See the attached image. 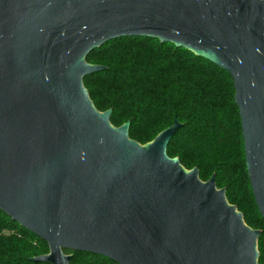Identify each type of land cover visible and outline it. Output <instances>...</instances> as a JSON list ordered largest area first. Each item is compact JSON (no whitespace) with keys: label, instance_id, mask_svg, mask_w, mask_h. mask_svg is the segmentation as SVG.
Returning <instances> with one entry per match:
<instances>
[{"label":"water","instance_id":"1","mask_svg":"<svg viewBox=\"0 0 264 264\" xmlns=\"http://www.w3.org/2000/svg\"><path fill=\"white\" fill-rule=\"evenodd\" d=\"M123 36L184 47L234 82L253 194L264 218V0H0V209L65 250L119 264H259L261 230L198 167L111 122L84 77L88 54Z\"/></svg>","mask_w":264,"mask_h":264},{"label":"trees","instance_id":"2","mask_svg":"<svg viewBox=\"0 0 264 264\" xmlns=\"http://www.w3.org/2000/svg\"><path fill=\"white\" fill-rule=\"evenodd\" d=\"M87 61L105 66L84 77L90 98L100 111L112 110L114 126L130 121V138L144 144L176 117L183 123L168 154L188 169L198 167L204 181L216 174L228 201L250 227L261 230L259 264H264V218L247 170L231 75L184 47L145 36L112 39L91 51ZM48 251L45 240L0 209V264H50L31 259ZM80 260L74 255L71 264H84Z\"/></svg>","mask_w":264,"mask_h":264},{"label":"rangeland","instance_id":"3","mask_svg":"<svg viewBox=\"0 0 264 264\" xmlns=\"http://www.w3.org/2000/svg\"><path fill=\"white\" fill-rule=\"evenodd\" d=\"M49 251H50V248H49ZM73 255H76L77 259H81L80 261L84 262V264H116L110 260H107L105 258L96 256L93 254H82V253L77 252V253H73Z\"/></svg>","mask_w":264,"mask_h":264},{"label":"flooded vegetation","instance_id":"4","mask_svg":"<svg viewBox=\"0 0 264 264\" xmlns=\"http://www.w3.org/2000/svg\"><path fill=\"white\" fill-rule=\"evenodd\" d=\"M77 252V251H76ZM74 253V252H73ZM73 253H71L72 255H73ZM84 253V252H83ZM85 254H88V253H85ZM93 255H96V254H93ZM74 256V255H73ZM96 256H99V257H102V258H106V257H104V256H101V255H96ZM109 259V258H108ZM111 260V259H110ZM112 262H114V263H116V264H119V263H117V262H115V261H113L112 260Z\"/></svg>","mask_w":264,"mask_h":264}]
</instances>
